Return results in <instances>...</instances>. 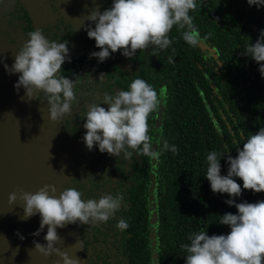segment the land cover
Instances as JSON below:
<instances>
[{
	"label": "trees",
	"instance_id": "trees-1",
	"mask_svg": "<svg viewBox=\"0 0 264 264\" xmlns=\"http://www.w3.org/2000/svg\"><path fill=\"white\" fill-rule=\"evenodd\" d=\"M196 2L197 9L189 15L201 36L197 47L189 46L174 26L169 33L172 43L159 56L151 55L154 49L149 48L129 59L121 50L101 63L90 58L100 49L87 34L68 36L70 62L66 60L59 75L79 76L70 116L84 121L91 102L129 90L140 78L161 100L148 118L154 151L165 140L177 148L176 153L165 151L159 161H152L135 153L113 157L98 146L89 151L84 144L86 153L79 163L84 170H77L69 187L81 191L85 200H98L106 193L123 196L120 211L107 223L73 224L87 264H186L182 245L190 243V234L231 231L219 220L238 210L226 203L232 197L212 192L205 176L207 154H219L221 175L226 176L228 155L235 158L247 138L264 127V77L260 65L244 54L264 31V7L247 0ZM112 3L95 0L94 4L103 12ZM235 179L242 188L236 203L264 201V192L243 190V181ZM121 219L128 223L123 231L116 228Z\"/></svg>",
	"mask_w": 264,
	"mask_h": 264
},
{
	"label": "clouds",
	"instance_id": "clouds-1",
	"mask_svg": "<svg viewBox=\"0 0 264 264\" xmlns=\"http://www.w3.org/2000/svg\"><path fill=\"white\" fill-rule=\"evenodd\" d=\"M247 2L264 7V0ZM196 9V0H113L112 6L103 12L93 8L87 19L95 27L88 26L85 30L100 51L91 53L90 58L95 57L103 63L112 53L122 50V55L131 59L138 50L149 48L154 49L151 55L159 56L171 45L169 33L174 26L189 46L197 47L201 36L189 15ZM244 54L260 65L259 71L264 77V31L255 44L246 47ZM14 56V64L11 68L5 65V69L10 75L19 74L14 85L17 92L22 87L28 101L46 102L51 121H62L72 110L76 99L74 88L79 77L69 79L59 75L66 60L70 62L67 42L50 41L41 30H34L28 33L27 42ZM103 77L101 74L100 78ZM101 104L108 105L107 109ZM160 105L157 91L140 78L131 82L129 90L115 95L105 94L99 103L91 102L83 124L86 130L83 141L87 149L92 151L98 146L101 153L113 157H119L121 153L132 157L135 153L152 161H159L165 151L176 153L177 148L166 140L159 151H154L152 138L148 135V118ZM237 152L235 158L228 155L226 176L221 175L219 154L209 152L205 175L213 193L232 197L226 203L236 207L238 214L226 213L219 220V224L229 226L231 231L227 235L209 236L204 230L190 234V243L182 245L187 253L184 256L186 264H264V201L236 203V198L242 195V188L235 179L243 181V190L264 192V127L251 134ZM18 199L24 208L22 220L36 215L41 217L40 229L34 236H39L47 227L44 237L47 244L34 241L35 250L45 257L55 254L63 264L80 262L56 246L61 242L57 229L73 224L107 223L123 205L121 193H106L98 200H85L83 193L74 187H66L57 196L53 185H45L35 193L9 194L11 205H15ZM116 228L126 230L127 221L119 220Z\"/></svg>",
	"mask_w": 264,
	"mask_h": 264
},
{
	"label": "flooded vegetation",
	"instance_id": "flooded-vegetation-1",
	"mask_svg": "<svg viewBox=\"0 0 264 264\" xmlns=\"http://www.w3.org/2000/svg\"><path fill=\"white\" fill-rule=\"evenodd\" d=\"M93 8L98 7L91 0H75V5L62 7L59 0H0V207L16 214L18 220L11 227H19L27 235L20 241L21 250L36 256V260L34 257V261L25 264H63V261L55 254L45 257L35 250L34 241L47 244L44 239L47 227L34 236L40 229L41 217L22 220L21 201L18 199L11 205L9 194L35 193L45 185H53L59 196L72 186L71 178L77 170H84L79 163H83L86 153L85 129L79 116L67 114L62 121H51L46 102L28 101L22 87L17 92L14 85L19 74L10 75L5 65L11 68L17 49L27 42L31 31L41 30L46 39L55 42H70V34L85 36L88 26L95 27L87 19ZM57 233L61 242L56 246L80 264H87L73 225L57 229Z\"/></svg>",
	"mask_w": 264,
	"mask_h": 264
},
{
	"label": "water",
	"instance_id": "water-1",
	"mask_svg": "<svg viewBox=\"0 0 264 264\" xmlns=\"http://www.w3.org/2000/svg\"><path fill=\"white\" fill-rule=\"evenodd\" d=\"M59 1L61 7L65 4L75 5V0ZM155 145L157 146V140ZM17 220L16 214L0 207V264H25L27 261H34V257L36 260V256L31 257L32 255H27L21 250V236L24 239L27 235L21 233L19 227H11Z\"/></svg>",
	"mask_w": 264,
	"mask_h": 264
}]
</instances>
